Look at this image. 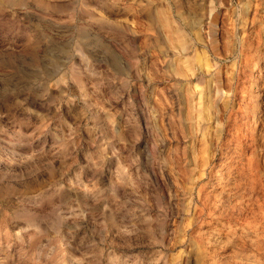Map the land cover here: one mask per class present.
I'll use <instances>...</instances> for the list:
<instances>
[{"label":"rangeland","instance_id":"rangeland-1","mask_svg":"<svg viewBox=\"0 0 264 264\" xmlns=\"http://www.w3.org/2000/svg\"><path fill=\"white\" fill-rule=\"evenodd\" d=\"M0 264H264V0H0Z\"/></svg>","mask_w":264,"mask_h":264}]
</instances>
